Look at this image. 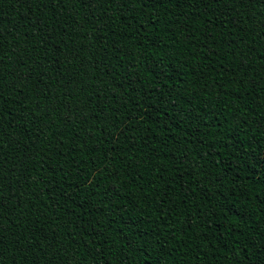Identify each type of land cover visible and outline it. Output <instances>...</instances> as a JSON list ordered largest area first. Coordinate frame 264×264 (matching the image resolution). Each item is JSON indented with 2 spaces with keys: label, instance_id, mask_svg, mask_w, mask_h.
<instances>
[{
  "label": "trees",
  "instance_id": "16d2710c",
  "mask_svg": "<svg viewBox=\"0 0 264 264\" xmlns=\"http://www.w3.org/2000/svg\"><path fill=\"white\" fill-rule=\"evenodd\" d=\"M0 264H264V0H0Z\"/></svg>",
  "mask_w": 264,
  "mask_h": 264
}]
</instances>
